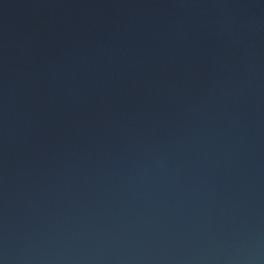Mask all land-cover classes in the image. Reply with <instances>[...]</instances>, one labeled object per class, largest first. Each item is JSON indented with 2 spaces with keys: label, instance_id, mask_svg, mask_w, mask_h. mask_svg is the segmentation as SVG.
Segmentation results:
<instances>
[{
  "label": "water",
  "instance_id": "water-1",
  "mask_svg": "<svg viewBox=\"0 0 264 264\" xmlns=\"http://www.w3.org/2000/svg\"><path fill=\"white\" fill-rule=\"evenodd\" d=\"M0 264H264V0H0Z\"/></svg>",
  "mask_w": 264,
  "mask_h": 264
}]
</instances>
